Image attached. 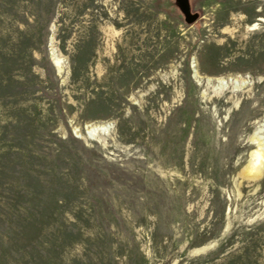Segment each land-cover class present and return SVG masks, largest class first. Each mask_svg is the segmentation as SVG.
<instances>
[{
    "label": "rangeland",
    "instance_id": "1",
    "mask_svg": "<svg viewBox=\"0 0 264 264\" xmlns=\"http://www.w3.org/2000/svg\"><path fill=\"white\" fill-rule=\"evenodd\" d=\"M256 136L264 0H0V264H264Z\"/></svg>",
    "mask_w": 264,
    "mask_h": 264
},
{
    "label": "bare ground",
    "instance_id": "2",
    "mask_svg": "<svg viewBox=\"0 0 264 264\" xmlns=\"http://www.w3.org/2000/svg\"><path fill=\"white\" fill-rule=\"evenodd\" d=\"M261 20H263V19H261ZM256 26H257V25H256ZM256 26H255V27H256ZM53 60H54V59H53ZM55 60H57V59L55 58ZM55 64H56V63H55ZM58 64H59V63H58ZM59 65H61V64H59ZM58 70H59V68H58ZM60 70H61V69H60ZM216 80H217V79H215V81H216ZM213 81H214V80H213ZM218 81H222V80H218ZM208 83H209V82H208ZM208 83H207V84H208ZM214 83H215V82H214ZM214 83H213V84H214ZM216 85H217V84H216ZM218 85H219V84H218ZM214 86H215V85H214ZM219 86H220V85H219ZM226 86H227V85H226ZM216 87H217V86H216ZM213 88H214V87H213ZM224 88H226V87H224ZM219 89L222 90V87L219 88ZM219 89H218V91H221V90H219ZM214 90H215V89H214ZM106 126H107V125H106ZM105 128H106V127H102V126H96V127H93V126H92V128H91V129H88V130H89V133L92 132V133L96 134V132H101V131L103 132V131L105 130ZM109 128H110V127H109ZM105 131H106V130H105ZM108 131H109V130H107V132H108ZM109 132H110V131H109ZM87 133H88V132H87ZM103 133H104V132H103ZM104 134H105V133H104ZM107 134H108V133H107ZM89 135H90V134H89ZM92 135H93V134H92ZM106 136H107V135H106ZM254 137H255V135H254ZM256 137H258V136H256ZM258 138H259V137H258ZM260 139H261V136H260V138H259V142H263V141H264L263 138H262L263 141H262V140L260 141ZM253 140H254V139H253ZM99 143H100V142H99ZM247 143H248V142H247ZM254 143H255V142H254ZM256 144H257V142H256ZM256 146H258V145H256ZM262 146H263V145H262ZM228 147H229V146H228ZM208 148L210 149V146H209ZM220 148H221V147H220ZM222 148H223V147H222ZM222 148L220 149V151L222 150ZM225 148H226V146H225ZM225 148H224V149H225ZM247 148H248V147H247ZM262 148H263V147H262ZM262 148H259L257 151L254 150L255 153H254V154L252 153V154L255 156L254 158L256 159V161H257L258 164H261V162L264 163V148H263V149H262ZM209 149H208V150H209ZM251 149H252V148H251ZM218 151H219V150H218ZM212 153H213V152L211 151V154H212ZM214 153H215V151H214ZM248 153H249V152H248ZM201 154H202V153H201ZM217 154H218V152H217ZM225 154H226V153H225ZM199 155H200V153H199ZM221 155H222V154H221ZM221 155H220V156H221ZM248 155H249V154H248ZM197 156H198V155H197ZM207 156L209 157L210 155H207ZM217 156H218V155H217ZM217 156H216V157H217ZM242 156H243V155H242ZM242 156H241V157H242ZM195 157H196V156H195ZM211 157H213V156L211 155ZM241 157H239V158H241ZM198 158H199V157H198ZM196 159H197V158H196ZM201 159H202V158H201ZM210 159H211V158H210ZM213 159H214V158H213ZM255 159H254V160H255ZM191 160H192V159H191ZM191 160H190V161H191ZM204 160H205V159H204ZM247 160H249V159H247ZM202 161H203V160H202ZM204 162H205V161H204ZM204 162H203V163H204ZM211 162H212V161H211ZM218 162H219V161H218ZM200 163H202V162H200ZM212 163H215V162H212ZM246 163H247V162H246ZM204 164H206V163H204ZM204 164H203V165H204ZM208 164H209V163H208ZM216 164H217V163H216ZM216 164H215V165H216ZM258 164H254V163H253L252 165L250 164V166H248V167H249V171H250L251 173H252V172H253V173H254V172H257V171L259 170V168L257 167ZM200 165H202V164H200ZM212 165H214V164H212ZM234 165H235V164H234ZM198 166H199V165H198ZM239 166H240V165H239ZM258 166H260V165H258ZM235 167H238V166H235ZM263 167H264V165H263L261 168H263ZM238 168H239V167H238ZM236 169H237V168H236ZM245 170H247V168H246ZM241 173H242V172H241ZM243 173H245V172H243ZM243 173H242V174H243ZM253 173H252V174H253ZM257 173H258V172H257ZM257 173H255V174H257ZM260 173H261V172H260ZM258 174H259V173H258ZM253 176H255V175L253 174ZM259 176H260V175H259ZM242 177H243V176H242ZM256 177H257V176H256ZM251 178H252V177H251Z\"/></svg>",
    "mask_w": 264,
    "mask_h": 264
},
{
    "label": "water",
    "instance_id": "3",
    "mask_svg": "<svg viewBox=\"0 0 264 264\" xmlns=\"http://www.w3.org/2000/svg\"><path fill=\"white\" fill-rule=\"evenodd\" d=\"M186 14H187V16H188V20H189V21H193V20L195 19V16H191V15L189 14L188 9H186Z\"/></svg>",
    "mask_w": 264,
    "mask_h": 264
}]
</instances>
